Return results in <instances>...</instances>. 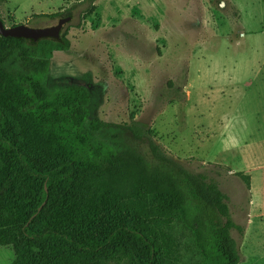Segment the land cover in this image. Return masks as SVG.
I'll return each instance as SVG.
<instances>
[{
	"label": "trees",
	"instance_id": "1",
	"mask_svg": "<svg viewBox=\"0 0 264 264\" xmlns=\"http://www.w3.org/2000/svg\"><path fill=\"white\" fill-rule=\"evenodd\" d=\"M96 1H82V22ZM60 17L35 15L26 26ZM67 28L63 44L0 36V247H12L13 264H173L180 222L203 264L245 261L233 236L244 239L245 228L217 180L185 168L150 130L95 119L89 84L49 88L54 54L70 50ZM123 131L147 141L151 160ZM236 176L250 190V178Z\"/></svg>",
	"mask_w": 264,
	"mask_h": 264
},
{
	"label": "rangeland",
	"instance_id": "2",
	"mask_svg": "<svg viewBox=\"0 0 264 264\" xmlns=\"http://www.w3.org/2000/svg\"><path fill=\"white\" fill-rule=\"evenodd\" d=\"M82 1L7 0L0 19L12 28L75 9L70 50L54 54L49 88L89 84L95 119L150 130L169 156L219 182L244 227L251 196L236 172L247 146L264 138V0H97L84 22ZM123 136L151 160L145 139ZM171 233L173 264H203L190 231L175 222ZM233 236L245 258L244 239ZM13 262L12 247H0V264Z\"/></svg>",
	"mask_w": 264,
	"mask_h": 264
},
{
	"label": "crops",
	"instance_id": "3",
	"mask_svg": "<svg viewBox=\"0 0 264 264\" xmlns=\"http://www.w3.org/2000/svg\"><path fill=\"white\" fill-rule=\"evenodd\" d=\"M261 124L264 129V122ZM249 147L251 150L244 151L243 154L244 167L236 172L250 178L251 199H249L244 226L245 261L257 260L260 264H264V138L260 140V145L257 147L256 145L247 146Z\"/></svg>",
	"mask_w": 264,
	"mask_h": 264
},
{
	"label": "water",
	"instance_id": "4",
	"mask_svg": "<svg viewBox=\"0 0 264 264\" xmlns=\"http://www.w3.org/2000/svg\"><path fill=\"white\" fill-rule=\"evenodd\" d=\"M70 19L58 21L56 26L45 29H32L25 25H19L12 28H7L0 19V36L7 39H23L29 43L36 45L41 39L52 41L57 44H63L62 34L69 25Z\"/></svg>",
	"mask_w": 264,
	"mask_h": 264
},
{
	"label": "flooded vegetation",
	"instance_id": "5",
	"mask_svg": "<svg viewBox=\"0 0 264 264\" xmlns=\"http://www.w3.org/2000/svg\"><path fill=\"white\" fill-rule=\"evenodd\" d=\"M68 13V12H67ZM66 13V15H64L65 16V19H67V18H69L70 19V21H69V23H71V20H72V16L70 15V13H68L67 14ZM60 21V20H59ZM58 23V22H57Z\"/></svg>",
	"mask_w": 264,
	"mask_h": 264
}]
</instances>
